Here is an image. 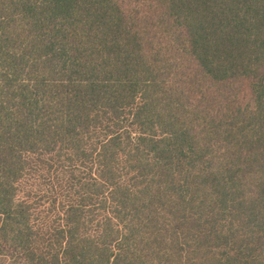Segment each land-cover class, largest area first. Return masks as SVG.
<instances>
[{
	"label": "trees",
	"instance_id": "1",
	"mask_svg": "<svg viewBox=\"0 0 264 264\" xmlns=\"http://www.w3.org/2000/svg\"><path fill=\"white\" fill-rule=\"evenodd\" d=\"M0 264H264V0H0Z\"/></svg>",
	"mask_w": 264,
	"mask_h": 264
}]
</instances>
